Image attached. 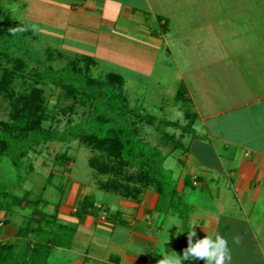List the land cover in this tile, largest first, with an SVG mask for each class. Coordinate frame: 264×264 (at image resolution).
I'll return each mask as SVG.
<instances>
[{
	"label": "crops",
	"instance_id": "0c3cea01",
	"mask_svg": "<svg viewBox=\"0 0 264 264\" xmlns=\"http://www.w3.org/2000/svg\"><path fill=\"white\" fill-rule=\"evenodd\" d=\"M51 1L65 18L75 15L80 26L89 24L90 17L99 33L111 29L107 47L114 52L113 40L122 36L118 57L131 71L152 74L161 50L172 57L194 118L186 164L179 163L177 152L173 156L181 170L187 168L185 174L174 171V179L190 204L195 237L221 234L230 250L226 264H264V0ZM184 120L186 124L185 112ZM187 174L194 187L185 185ZM86 190L73 182L59 205L45 198L43 204L52 203L54 211L42 209L57 214L56 226L65 224L74 233L64 245L51 247L44 264H163L162 254L180 255L184 230L175 211L145 210L130 217L119 205H110L109 213L77 216L79 203L89 195ZM25 209L29 215L30 208ZM176 216L180 235L169 247L168 241L162 244L164 225ZM8 218L0 215V242L11 240L20 247V224L6 223Z\"/></svg>",
	"mask_w": 264,
	"mask_h": 264
},
{
	"label": "rangeland",
	"instance_id": "374dc122",
	"mask_svg": "<svg viewBox=\"0 0 264 264\" xmlns=\"http://www.w3.org/2000/svg\"><path fill=\"white\" fill-rule=\"evenodd\" d=\"M54 3L57 2L0 0V124L12 123L16 110L27 105L36 109L42 125L50 131L63 133L97 117L94 107L84 103L82 95L70 94L63 87L50 82H38L31 74L50 66L55 71L69 70L76 76L116 83L117 93L123 96L127 94L126 114L136 123L139 135L146 143L160 145L164 131L175 133L183 141L188 133L181 128L166 126L161 122L152 124L149 120H144L147 116L155 115L160 119L180 121L181 124L186 122L184 107L178 106L181 102L176 100L182 83L180 71L172 57L166 54V50H161V58L156 60L152 74L131 71L122 65V58L118 57L122 53V36L113 40L111 46L116 48L114 52L107 47V37L114 33L111 29L104 27L103 32L99 33L95 19L90 17L86 19L89 24L80 26L75 15L71 19L65 18V12L56 8ZM114 35L117 33L112 37ZM100 36L101 42L97 43ZM129 53L135 56L134 50ZM146 54L148 55L145 52V56ZM162 59H165L166 65ZM121 78H124L125 83ZM187 138L188 135L183 141L185 145ZM161 147L171 155L165 167H168L174 178V171L179 173L181 170L180 162H177L173 153L170 154L171 143ZM107 155L108 151L105 149H98L80 138L70 142L48 141L30 149L22 159L20 168L14 167L9 157L3 156L0 159V187L17 183L15 195L21 196L29 191L34 198L44 197L54 203L63 196L58 187L65 191L71 183H81L86 186V193L94 199L100 202L107 200L108 206L115 205L118 208L119 205L122 213L130 217H136L145 210L148 214L147 210L154 208L152 206L156 203L157 192L141 178V170L133 167L129 169L134 176L131 182L134 188L131 187L133 193L130 197L101 188L102 182L109 177L104 168L100 170L94 165V161L98 162L96 159ZM176 155L179 158L185 157L184 152H177ZM185 172L187 168H182L181 173ZM50 174L53 176L51 180L58 183V186L49 184ZM19 176L23 178L20 184ZM52 203L42 204L41 207L53 212ZM28 210L17 209L11 222L23 223ZM1 214L9 217L7 212H0ZM168 222L164 225L165 236ZM138 226L145 228L141 223ZM180 230L179 226H169V247L172 241L179 238ZM2 237L4 236L1 235L0 238ZM5 243H11V240ZM23 243V240L19 242L20 247L15 243V249H21ZM60 262H63L62 259Z\"/></svg>",
	"mask_w": 264,
	"mask_h": 264
},
{
	"label": "trees",
	"instance_id": "16d2710c",
	"mask_svg": "<svg viewBox=\"0 0 264 264\" xmlns=\"http://www.w3.org/2000/svg\"><path fill=\"white\" fill-rule=\"evenodd\" d=\"M31 74L38 82H50L63 87L70 94L82 95L84 103L94 107L97 117L84 121L62 133L46 129L42 125V119L35 111L36 109L33 110L31 105L23 106L16 110L12 123L0 124V159L7 156L14 167L20 168L22 159L28 155L30 149L53 140L70 142L80 138L98 149H105L108 151V155L97 157L98 162L94 161V165L100 170L104 168L109 177L102 182L101 188L112 190L118 194L123 193L130 197L133 193L131 182L134 176L130 174L129 169L133 167L141 170V178L158 194L155 207L147 211L165 213L172 210L182 219L184 234L179 246V254L182 255L188 246L187 231H191L195 227H192L190 222V204L184 199L178 190V182L164 165L169 154H165L161 146L171 143L170 154L174 152L186 154L188 146L175 133L166 131L162 133L161 143L158 146L143 141L136 123L126 114L128 96L127 94L124 96L118 94L117 85L114 82L76 76L69 70L55 71L50 66L39 72H31ZM121 79L124 80V78ZM185 94V87L181 83L176 100L183 102L182 106L188 119L186 124L165 118L160 119L155 115L147 116L144 120H149L152 124L161 122L166 126L172 125L187 133L194 132L191 104ZM178 161L181 165L186 164L184 158L178 157ZM52 177L50 174L49 184L58 186V183L51 180ZM22 179L21 176L18 177V181L20 180L18 184ZM16 185L17 183L4 184L0 187V212L9 214V218L5 221L7 223L11 221V217L17 212V209L30 208L29 215H24L25 220L19 225L17 231V235L24 239V243L21 249L16 250L15 242H0V264H44L43 260L49 257L51 247L64 245L67 239L72 237L74 230L65 224L56 226L57 214L45 212L41 207L47 201L44 197L34 198L29 191L21 196L15 195ZM185 185L195 186L191 174L186 175ZM58 188L64 193L61 187ZM63 193L61 194L63 195ZM60 202L61 199L56 205H59ZM103 211L109 213V206L97 205L92 196L86 195L79 203L75 213L77 216L98 215ZM117 218L123 221V218ZM195 239L197 238L193 237V240ZM184 262L185 264H199V259L195 261L189 259Z\"/></svg>",
	"mask_w": 264,
	"mask_h": 264
},
{
	"label": "clouds",
	"instance_id": "9594fccd",
	"mask_svg": "<svg viewBox=\"0 0 264 264\" xmlns=\"http://www.w3.org/2000/svg\"><path fill=\"white\" fill-rule=\"evenodd\" d=\"M169 226H179L180 220L178 218H170L168 222ZM167 239L162 241L164 245L168 241V228ZM183 232V231H181ZM188 232V246L184 250L182 255H177L175 252H169L168 255H163L161 259L163 264H181L182 260H204L205 264H226L230 260V250L227 240L219 233H216L213 237L210 234L205 235L203 238L193 240L196 236L195 228ZM182 257V259L180 258Z\"/></svg>",
	"mask_w": 264,
	"mask_h": 264
}]
</instances>
